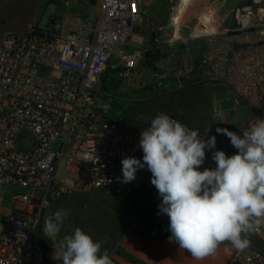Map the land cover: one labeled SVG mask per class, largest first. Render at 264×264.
Returning a JSON list of instances; mask_svg holds the SVG:
<instances>
[{"label":"built area","instance_id":"obj_1","mask_svg":"<svg viewBox=\"0 0 264 264\" xmlns=\"http://www.w3.org/2000/svg\"><path fill=\"white\" fill-rule=\"evenodd\" d=\"M97 2L100 13L95 22L70 14L0 37V186L25 190L13 201L19 215L0 222V264H63L56 259L60 245H46L38 235L56 201L75 194L132 196L156 190L146 166L130 183L117 180H122L124 157L143 162L139 140L151 121L130 129L121 119H108L111 105L98 95L109 71L131 78L147 62L162 80L167 73L161 69L170 71L177 87L200 72L202 82L229 87L234 103L251 110L241 129L256 117L264 119V0L237 7L234 25L223 31L216 25L215 11L202 13L187 37L183 17L177 27L173 10L168 24L153 27L149 39L136 32L145 13L144 0ZM205 21L217 31L195 33L207 28ZM194 40L203 45L192 47ZM134 42L140 46L130 48ZM168 116L198 130L177 115ZM241 129L237 134L242 135ZM57 141L62 143L58 151ZM227 147L237 151L230 141ZM215 149L206 150L200 171L214 166ZM253 236L260 243L235 249L226 264H264V226ZM109 257L119 264L114 255Z\"/></svg>","mask_w":264,"mask_h":264},{"label":"rangeland","instance_id":"obj_2","mask_svg":"<svg viewBox=\"0 0 264 264\" xmlns=\"http://www.w3.org/2000/svg\"><path fill=\"white\" fill-rule=\"evenodd\" d=\"M248 2L250 0H195L182 16L183 36L187 37L197 24L200 15H193L198 7L204 4L210 6L216 14V25L223 31L234 25L233 11ZM177 3L178 0H144L142 9L145 13L136 32L149 39L153 27L168 24ZM99 13L97 0L95 4L90 0H0V37L23 32L30 27L45 26L48 21L65 18L69 14H80L95 22ZM190 43L192 47L203 45L202 40ZM139 46V43L134 42L130 48ZM161 70L167 73L164 80L158 78L157 70L147 62L140 74L131 78L114 76L109 71L105 87L98 95L99 100L108 101L111 105L108 119H121L126 127L138 129L140 124L152 121L161 112L174 114L189 121L204 134L209 128L205 135L216 136L215 150L224 151L226 155L236 154L233 148H226L230 139L224 134H218L216 128H227L237 133L249 120L251 110L244 104L234 103L229 87L202 82L200 72L194 73L184 81L183 86L177 87V78L170 71ZM61 146V141H57L54 148L58 151ZM213 164L210 168L214 169V161ZM64 165L65 160H62L59 173ZM24 192L19 186H0V222H8L13 213L19 215L13 201ZM160 202L157 189L132 197L106 195L102 192L71 195L54 202L47 210L38 235L46 245H60L64 236L73 234L79 227L94 241L101 242L102 252L107 250L109 255L118 259L119 243L124 234L140 220L143 221L149 213L160 211ZM59 209H67L68 216L57 237L50 239L43 232L45 218L53 216Z\"/></svg>","mask_w":264,"mask_h":264},{"label":"clouds","instance_id":"obj_3","mask_svg":"<svg viewBox=\"0 0 264 264\" xmlns=\"http://www.w3.org/2000/svg\"><path fill=\"white\" fill-rule=\"evenodd\" d=\"M241 130L239 135L217 127L237 152L228 156L213 151L216 167L200 171L206 150L216 148V136L205 139L161 112L141 132L143 162L134 156L121 161L122 180H117L122 183L135 180L145 166L151 172V184L161 198L158 215L169 218V241L196 260L215 255L224 242L243 251L251 244L248 235L264 226V119L256 117ZM67 216V209H59L46 217L45 236L55 239ZM60 247L62 252L55 256L63 264H113L108 251H101V242L79 227L63 237Z\"/></svg>","mask_w":264,"mask_h":264},{"label":"crops","instance_id":"obj_4","mask_svg":"<svg viewBox=\"0 0 264 264\" xmlns=\"http://www.w3.org/2000/svg\"><path fill=\"white\" fill-rule=\"evenodd\" d=\"M209 7L207 4L198 7L193 16L214 12ZM158 213H149L124 234L119 243L120 255L116 258L119 264H226L235 251L230 243L224 242L215 255L196 260L178 244L169 241V218L166 214ZM248 239L251 243H259L253 233L248 235Z\"/></svg>","mask_w":264,"mask_h":264},{"label":"bare ground","instance_id":"obj_5","mask_svg":"<svg viewBox=\"0 0 264 264\" xmlns=\"http://www.w3.org/2000/svg\"><path fill=\"white\" fill-rule=\"evenodd\" d=\"M193 3V0H179L177 3L176 7L174 8V14H173V19L175 20V25L178 27V24L180 20L182 19L183 14L187 11L188 7ZM207 20H209L208 16H205ZM207 28H197L195 33H202V34H210L214 33L217 31L216 27L212 23H207L205 21ZM177 37L179 36V31L177 29L176 31Z\"/></svg>","mask_w":264,"mask_h":264},{"label":"water","instance_id":"obj_6","mask_svg":"<svg viewBox=\"0 0 264 264\" xmlns=\"http://www.w3.org/2000/svg\"><path fill=\"white\" fill-rule=\"evenodd\" d=\"M91 2H92L93 4H95V3H96V0H92Z\"/></svg>","mask_w":264,"mask_h":264}]
</instances>
